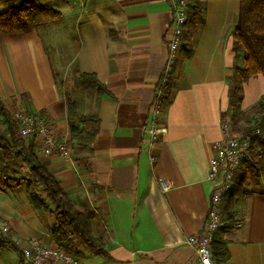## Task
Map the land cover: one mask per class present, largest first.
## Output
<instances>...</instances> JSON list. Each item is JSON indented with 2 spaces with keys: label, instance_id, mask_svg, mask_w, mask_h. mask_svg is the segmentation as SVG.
Instances as JSON below:
<instances>
[{
  "label": "crops",
  "instance_id": "1",
  "mask_svg": "<svg viewBox=\"0 0 264 264\" xmlns=\"http://www.w3.org/2000/svg\"><path fill=\"white\" fill-rule=\"evenodd\" d=\"M46 1L61 15L51 24L29 32L0 30V95L6 112L41 114L57 136L74 142L71 159L36 152L76 210L93 213L92 231L111 261L63 246L81 264H199L187 239L202 231L210 208L216 183L208 178L211 145L232 114H253L264 104V73L242 82L237 72L245 64L234 37L239 0H189L202 14L185 28L154 143L146 130L167 59L169 1ZM9 3L2 0L0 11ZM50 53L60 65L67 61L71 87L58 82ZM83 73L95 74L108 94L78 89L75 79ZM67 89L78 116L97 117L98 125L86 124L97 130L94 138L71 135ZM253 145L252 157L236 173L235 182L247 185L235 201L237 227L218 232L230 253L224 264H264V149ZM22 171L27 176V165ZM159 179L169 181L170 189L163 191ZM0 224L10 227L8 239L18 247L1 248L0 264H22L20 247L33 241L58 243L55 217L33 208L25 184L0 189Z\"/></svg>",
  "mask_w": 264,
  "mask_h": 264
},
{
  "label": "trees",
  "instance_id": "2",
  "mask_svg": "<svg viewBox=\"0 0 264 264\" xmlns=\"http://www.w3.org/2000/svg\"><path fill=\"white\" fill-rule=\"evenodd\" d=\"M44 0H10L9 5L0 11V30L7 33L29 32L39 25L60 18V13L53 7L43 4ZM208 1V0H191ZM239 17L234 31L238 48L243 52L245 64L238 69L242 82L264 73V0H239ZM202 10L196 5H189V20L201 16ZM187 57L192 53L191 45L187 46ZM169 80L167 95L170 90ZM75 85L82 91L96 90L98 94H108L105 85L95 74H81L75 79ZM68 121L71 135L78 137L86 135L94 138L96 129L86 126L87 123L98 125L97 117L92 115L78 116L75 101L68 98ZM4 122L7 126V135H0V189L14 188L26 184L30 204L41 214L50 213L55 217L56 226L52 230L54 239L60 244L77 245L89 251L100 254L111 261L105 250L102 238L96 237L92 231L93 213L77 211L73 201L64 191L61 180L52 174L40 161L34 141L28 142L17 136L15 123L1 106ZM258 113L256 123L250 124L241 130L242 133L259 128L264 130V104L254 107ZM81 124V125H80ZM85 124V126H84ZM83 125V126H82ZM82 126V127H81ZM258 143L264 149V135L253 138V144ZM254 146V145H253ZM89 148V147H86ZM17 156L27 165L31 179L25 177H11L9 160ZM42 188L43 193L38 191ZM245 181H237L227 192L223 202L225 220L223 230L237 227L235 216L237 208L235 201L245 195ZM18 247L7 237L0 236V249L4 247ZM213 259L224 264L230 258L227 242L217 233L212 243Z\"/></svg>",
  "mask_w": 264,
  "mask_h": 264
},
{
  "label": "built area",
  "instance_id": "3",
  "mask_svg": "<svg viewBox=\"0 0 264 264\" xmlns=\"http://www.w3.org/2000/svg\"><path fill=\"white\" fill-rule=\"evenodd\" d=\"M168 1L173 18L168 30L167 59L150 108L153 124L146 130L153 143L159 139L162 132L159 120L163 103L178 54L184 44L185 28L189 20V0ZM1 106L0 95V125H3ZM7 113L15 123L17 136L26 142L34 141L39 155L44 157L58 155L64 159H71V144L67 138L57 136L53 132L51 122L46 117L38 113H30L22 108H13ZM261 134L262 130L259 128L241 133L227 121L221 124V137L211 145L212 157L208 178L216 183L211 192L210 208L202 231L187 239V243L197 254L199 264H217L213 260L212 243L225 220L223 215L225 196L234 184L236 173L242 163L248 161L253 155V138ZM158 182L163 191L171 187L169 181L159 179ZM9 232L10 228L7 225L0 224V236H7ZM21 257L22 264H81L77 255L67 247L45 240L33 241L22 247Z\"/></svg>",
  "mask_w": 264,
  "mask_h": 264
},
{
  "label": "rangeland",
  "instance_id": "4",
  "mask_svg": "<svg viewBox=\"0 0 264 264\" xmlns=\"http://www.w3.org/2000/svg\"><path fill=\"white\" fill-rule=\"evenodd\" d=\"M1 2H2V0H0V8H2V6H3V5H1ZM44 3H47V1L45 0ZM49 24H51V22H49ZM49 24L46 22V23H43V24L39 25L38 27H40V26L43 27L44 25H49ZM49 50L51 51V48H49ZM50 55H51V53H50ZM51 56H53V59L55 60V63H54V65H55V73L57 75L58 82L59 83H66V82H68V87H71L72 84H73V81H71V74H70V72L66 71V68H65V63L67 61L66 60L63 61L64 64L60 65V63H59L57 57L54 55V53H52ZM66 92H67V98H68L69 97V92H71V90L69 91V89H67ZM234 112L235 111L233 109V112L232 113H234ZM255 112H256V110L253 111V114ZM253 114H252V112H246V113H237V112H235L234 114L231 115L232 117H231L229 123L233 126L234 129H236L237 131L241 132V130L243 128L247 127L250 124H253L254 125L256 123V120L258 119L259 116H257V119H256V118H254V115ZM0 126H2V125H0ZM68 142H69V140H68ZM69 143L71 145L74 144V142H71V141ZM9 164H10V172H9V174H10L11 177H17V178L18 177H25V178L31 179L30 178L31 175L29 173V170H28L27 176H23V174H25V173L22 171V166L23 165H26V164L23 162V160L21 158H19L17 156H12V158L9 160ZM15 172H17V174L20 173L21 175L18 174V176H15ZM37 187H38L37 188L38 191L40 193H43L42 188H40V186H37ZM10 233H11V230H10L9 234L7 236H4V237H7L8 238L9 235H10ZM61 245L63 246V244H61ZM22 247H25V245H22L20 247V249H22ZM77 247H80V246L74 245V248H77ZM80 248H82V247H80ZM69 250L72 251L70 248H69Z\"/></svg>",
  "mask_w": 264,
  "mask_h": 264
}]
</instances>
